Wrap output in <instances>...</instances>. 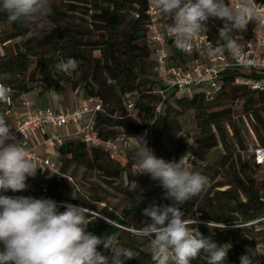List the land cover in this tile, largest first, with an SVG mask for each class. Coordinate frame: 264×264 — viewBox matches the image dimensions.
<instances>
[{
    "label": "trees",
    "instance_id": "16d2710c",
    "mask_svg": "<svg viewBox=\"0 0 264 264\" xmlns=\"http://www.w3.org/2000/svg\"><path fill=\"white\" fill-rule=\"evenodd\" d=\"M149 4L150 0H49L50 14L45 22L53 28L40 38L15 44L11 42L28 35L33 23L10 24L6 13L0 12V43L6 49L4 54L0 53V85L10 89L13 100L35 90L39 94L59 92L63 86L55 75L56 65L75 59L78 67L72 72L78 75V81L74 88L81 87L86 99H94L104 108L95 117L98 135L114 139L124 133L128 139H134L151 127L153 140L148 147L158 158L169 162H178L187 151L177 137L178 118L193 111L199 135L195 138L192 156L207 161L209 153L222 145L225 153L220 168H232L234 179L225 184L228 188L224 190L216 189L224 185L211 189L208 183L199 196L179 206L183 218L198 214L201 222L195 227L218 244H227L229 250L224 264H240V257L245 254L254 259V264H264V253L257 250V245H264V179L254 176L255 170L264 165L256 163L255 152L248 160L242 157L246 129L243 117L251 118L259 147H264V90L251 91L237 83L239 77L263 78L264 71L227 70L222 73L221 89L213 99L196 90L190 97L167 100L156 114L160 98L153 91L159 81L148 40ZM221 27V21L210 20L205 32L217 47ZM256 29L257 24L249 23L245 31L236 34L239 42L246 46ZM49 46L53 52L46 54ZM171 51L180 63L191 59H184L183 51L174 45ZM126 94L137 97L136 120L126 118ZM224 102L231 104L226 106ZM235 102L241 105L240 113L232 107ZM8 109L6 103H0L2 113ZM235 117L241 121L239 124ZM134 151L135 146L110 153L88 146L77 137L66 138L59 149L58 163L63 174L75 163L99 170L106 180L113 182L122 177L127 167L136 166ZM206 169L210 170L208 166ZM145 180L137 202L115 215L116 221L97 214L99 198H94L93 204H85L91 210L89 231L102 237L116 234L123 246L135 252V258L125 264H152L151 249L140 246V237L127 229L136 230L151 223V218L143 215V209L149 205L173 204L165 199V190L159 181H153L148 174ZM27 181H38L45 198L58 203H78L71 197L66 180L48 169L38 171ZM16 194L37 198L32 191ZM208 222H212L210 228ZM98 250L104 253L102 247ZM191 264H207L206 258L201 255Z\"/></svg>",
    "mask_w": 264,
    "mask_h": 264
},
{
    "label": "clouds",
    "instance_id": "9594fccd",
    "mask_svg": "<svg viewBox=\"0 0 264 264\" xmlns=\"http://www.w3.org/2000/svg\"><path fill=\"white\" fill-rule=\"evenodd\" d=\"M154 3L171 21L168 31L175 47L184 52L191 49L198 35L208 31L209 21L215 20L222 22L215 51H227L240 60L245 46L236 34L245 31L249 23L264 27V7L258 6L256 0ZM0 12L6 13L10 24L34 23L43 28L50 14L49 0H0ZM77 67L78 62L72 58L57 65L65 73ZM10 95V89L0 85V103H7ZM7 121L5 114L0 113V192H22L28 188V178L36 176L38 164L29 158L22 141L16 140ZM145 136L133 137L138 174H148L153 181H159L165 199L173 201L172 205H149L143 209L151 223L138 228L136 234L150 241L152 264H191L201 255L207 264H224L227 244H218L192 227L199 222L183 218L179 207L206 190L208 177L190 169L187 154L178 162L158 158ZM90 215L91 210L86 207L58 204L50 198L0 195V264H125L135 258V252L123 246L116 234L102 237L89 231ZM211 224L208 222L207 227ZM100 247L107 254L99 251ZM240 264H254V259L242 255Z\"/></svg>",
    "mask_w": 264,
    "mask_h": 264
},
{
    "label": "built area",
    "instance_id": "2783aa9c",
    "mask_svg": "<svg viewBox=\"0 0 264 264\" xmlns=\"http://www.w3.org/2000/svg\"><path fill=\"white\" fill-rule=\"evenodd\" d=\"M232 3V0H228ZM258 6L264 7V0H256ZM148 40L153 54L154 70L159 84L154 88L153 94L160 98L156 106V114L162 110L167 100L175 97H190L198 90L205 94L208 99H213L221 89L222 73L236 68H247L255 71H264V27L258 26L253 39L244 47V54L240 60L233 58L227 51L216 52L217 46L206 34L198 35L189 51L184 52V59L191 58L186 63H180L172 54L173 38L168 29L171 21L160 12L154 1L150 0ZM165 25L162 26L161 21ZM175 46V45H174ZM174 59L177 62H174ZM255 60V64L248 61ZM247 65V66H246ZM237 83L247 87L251 91L264 90V77H239ZM126 118L136 120L137 97L133 94L124 96ZM13 99L10 97L6 105L11 108ZM103 105L94 99H86L76 108L69 109H37L29 110L21 118L12 134L17 141L31 134L40 135V144L46 149L45 154H39L34 147L26 148L29 158L38 164V171L49 170L54 175H61L58 163L59 149L64 146L66 137L62 129L77 125L75 137L81 139L88 146L100 148L106 152L119 153L126 148L134 147L135 140L128 139L123 133L114 139H105L98 135L95 130V117L98 112H103ZM121 131H124L121 129ZM146 134V136H145ZM145 136L148 146L152 143V128L148 127L136 137ZM11 142V141H8ZM255 160L259 165H264V147L255 150ZM37 171V172H38ZM64 178L72 180L71 177ZM0 195L18 196L17 194L1 193ZM61 204V203H58Z\"/></svg>",
    "mask_w": 264,
    "mask_h": 264
},
{
    "label": "rangeland",
    "instance_id": "374dc122",
    "mask_svg": "<svg viewBox=\"0 0 264 264\" xmlns=\"http://www.w3.org/2000/svg\"><path fill=\"white\" fill-rule=\"evenodd\" d=\"M53 28L51 24H47L44 22L43 28H41L38 24H32L31 32L23 37L17 38L11 44L15 43H24L28 39H37L45 35L46 32L50 31ZM11 44H8L7 47L11 49ZM6 49L3 44L0 43V53L4 54ZM46 54H51L53 52V48L51 46L45 49ZM174 62L177 60L174 59ZM61 62H58L60 64ZM56 65L55 75L57 79L60 80V84L64 89L69 90L74 93L77 97H83L84 92L81 87L74 88V85L78 81V75L71 72L65 73L63 71L58 70ZM154 88V86H153ZM35 92L38 93L37 90ZM235 102L232 107L235 109V112H241V105ZM226 106L231 103L224 102ZM236 122L239 124L241 121L235 117ZM179 132L177 133V137L183 141L187 151L188 158V166L191 170L195 172H199L202 175H206L209 180V187L214 189L217 185H224L223 187L216 188L218 190L227 189L228 186L225 185L234 179V170L230 167L226 169H221L220 165L223 163L222 159L224 156V148L222 145L214 148L210 153L207 161H199L192 156V150L194 148L195 138L199 135V130L197 127V123L195 120V115L193 111H188L182 114L179 118ZM243 122L245 123L246 129L243 131L244 140H245V149L242 150V157L245 160L253 157L255 150L259 147L260 143L253 131V122L249 117H243ZM230 131L229 127H227ZM128 149V148H127ZM184 154V155H185ZM206 166L210 168V170L206 169ZM229 166V165H228ZM62 175L66 177H71L72 180L64 178ZM145 175L146 174H138L137 166L127 167L122 175L116 181L106 180L107 178L102 174L99 170H89L85 166L80 164L72 163L69 165L67 172L61 175H58L61 179H65L68 186L70 187V195L73 199L78 201L76 205L85 207V204H93L94 198H99L100 202L96 203L97 206V214L99 213L103 217L107 219L115 220V215H119L123 212L124 209L128 208L130 205L135 204L140 196L142 187L145 184ZM254 176L258 180L264 179V167L257 168L254 172ZM28 188L25 191H32L36 194L37 199L45 198L44 194L41 190L40 184L38 181L28 182ZM23 191V193H25ZM61 203H71L68 201H62ZM73 204V203H72ZM107 213V214H106ZM190 218L197 220L199 223L201 219L199 215L196 213L191 214ZM197 223V224H199ZM197 224L192 225L195 227ZM142 226L143 224H139ZM250 225V224H248ZM133 233H137V229H127ZM137 235V234H136ZM139 244L142 247L150 248V241L147 238H139ZM257 250L260 253H264V245H257Z\"/></svg>",
    "mask_w": 264,
    "mask_h": 264
},
{
    "label": "crops",
    "instance_id": "0c3cea01",
    "mask_svg": "<svg viewBox=\"0 0 264 264\" xmlns=\"http://www.w3.org/2000/svg\"><path fill=\"white\" fill-rule=\"evenodd\" d=\"M154 1V0H151ZM162 26L165 25L164 20L161 21ZM86 98L77 97L74 93L67 89H62L61 91H49L44 94H39L35 91L21 95L13 100L12 107L8 109L5 116L8 118V124L12 125V130L16 128L18 121L24 117V115L29 110L46 109L48 107L53 109H63L69 108L73 109L85 102ZM0 113H2L0 111ZM77 130V125L72 124L62 129V133L66 138H76L75 132ZM40 135L38 133L31 134L30 137H24L22 139V144L26 148L34 147L39 154H45L46 149L40 144ZM10 143V142H8ZM23 192V191H22ZM7 194H16L17 192H12L11 190L7 192H0Z\"/></svg>",
    "mask_w": 264,
    "mask_h": 264
}]
</instances>
